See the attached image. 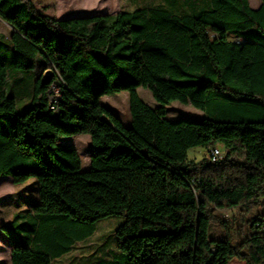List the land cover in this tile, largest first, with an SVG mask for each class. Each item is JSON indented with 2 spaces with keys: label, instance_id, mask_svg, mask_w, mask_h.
<instances>
[{
  "label": "trees",
  "instance_id": "trees-1",
  "mask_svg": "<svg viewBox=\"0 0 264 264\" xmlns=\"http://www.w3.org/2000/svg\"><path fill=\"white\" fill-rule=\"evenodd\" d=\"M0 19L12 28L0 37V179L38 180L35 198L20 197L2 225L11 264H59L114 216L127 219L115 245H97L88 264H264V213L254 215L264 212V0L258 9L157 0L66 18L0 0ZM122 92L130 126L102 102ZM175 102L207 117L170 121ZM81 135L91 139L85 172L78 149L64 144ZM195 148L224 157L190 160ZM236 209L252 216L239 246L222 216Z\"/></svg>",
  "mask_w": 264,
  "mask_h": 264
},
{
  "label": "rangeland",
  "instance_id": "rangeland-1",
  "mask_svg": "<svg viewBox=\"0 0 264 264\" xmlns=\"http://www.w3.org/2000/svg\"><path fill=\"white\" fill-rule=\"evenodd\" d=\"M37 10L49 16L60 18L64 15L77 13L74 17L91 16L94 14H117L121 10L134 11L137 7H142L157 0H31ZM252 4L255 0H251ZM12 28L0 19V37L10 38ZM142 100L149 106L156 108L159 104L153 97L150 90L145 88L138 89ZM104 105L114 110V112L123 119L127 126H130L131 116L129 113V94L127 92L119 93L112 97L102 99ZM167 119L173 122L188 120L193 122H201L207 114L197 110L192 106H186L179 102L172 103L167 107ZM64 144L74 145L83 160V171L91 168V139L88 135L67 138ZM205 148H195L189 151V159L201 161L202 159H210L209 153ZM223 152V151H222ZM224 154V152H223ZM224 157V155H223ZM0 264H11L12 247L9 238L2 232V225L12 220L13 215L18 212L21 206L16 207L20 197L35 198L34 188L38 184L37 179L31 180L25 185H15L11 178L9 180L0 179ZM5 180V181H3ZM263 209H259L254 215H262ZM264 215V214H263ZM229 220V225L234 230V238H236L235 246L240 245V239L243 233H248L250 229V216L241 215L238 209L225 211L222 215ZM126 217L114 216L101 221L98 224V231L88 242L80 244L74 252L67 256L61 264H82L93 251H96L97 245L102 247L107 245H115L116 229L125 224ZM224 229L215 227L218 236L225 235ZM246 252V251H244ZM95 253V252H94ZM96 256V254L94 255ZM87 257V258H86ZM96 258V257H94ZM93 258V259H94ZM88 264V262H87ZM231 264H247L240 259H234Z\"/></svg>",
  "mask_w": 264,
  "mask_h": 264
},
{
  "label": "built area",
  "instance_id": "built-area-1",
  "mask_svg": "<svg viewBox=\"0 0 264 264\" xmlns=\"http://www.w3.org/2000/svg\"><path fill=\"white\" fill-rule=\"evenodd\" d=\"M61 85L60 83H56L55 85H53V87L51 88L50 90V96H49V100H50V106H49V109L50 111L52 112H55V114L58 113V103L61 99ZM223 150L220 149V148H216L215 150L211 151L209 153L210 155V159L213 161V162H217L219 160H221L223 158Z\"/></svg>",
  "mask_w": 264,
  "mask_h": 264
},
{
  "label": "crops",
  "instance_id": "crops-1",
  "mask_svg": "<svg viewBox=\"0 0 264 264\" xmlns=\"http://www.w3.org/2000/svg\"><path fill=\"white\" fill-rule=\"evenodd\" d=\"M250 1V4H251V6L254 8V9H258L260 6H261V0H255V3H253L252 4V2H251V0H249ZM75 14H77V13H72V14H68V15H64L63 17H60V18H66V17H71V16H73V15H75ZM2 179V178H1ZM5 179H7V180H9V178H5ZM12 180V179H11ZM1 181V180H0ZM3 181H5V180H3ZM21 198H24L25 200H30V197H21ZM23 209H28V204L26 203V202H24L23 203ZM114 249V248H113ZM74 252V251H73ZM69 256V255H68ZM66 258V257H65ZM64 258V259H65ZM63 259V260H64ZM62 260V261H63ZM61 261V262H62ZM61 262L59 263V264H61ZM56 264H58V263H56Z\"/></svg>",
  "mask_w": 264,
  "mask_h": 264
},
{
  "label": "water",
  "instance_id": "water-1",
  "mask_svg": "<svg viewBox=\"0 0 264 264\" xmlns=\"http://www.w3.org/2000/svg\"><path fill=\"white\" fill-rule=\"evenodd\" d=\"M53 77H54V73L52 71L47 72L45 83L50 84Z\"/></svg>",
  "mask_w": 264,
  "mask_h": 264
}]
</instances>
